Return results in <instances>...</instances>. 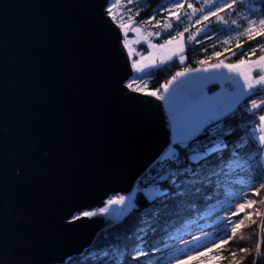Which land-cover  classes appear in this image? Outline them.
<instances>
[{"label":"water","instance_id":"1","mask_svg":"<svg viewBox=\"0 0 264 264\" xmlns=\"http://www.w3.org/2000/svg\"><path fill=\"white\" fill-rule=\"evenodd\" d=\"M109 0H0V264H64L172 136L133 69Z\"/></svg>","mask_w":264,"mask_h":264},{"label":"snow or ice","instance_id":"2","mask_svg":"<svg viewBox=\"0 0 264 264\" xmlns=\"http://www.w3.org/2000/svg\"><path fill=\"white\" fill-rule=\"evenodd\" d=\"M112 4L113 0H109ZM169 3L183 8L184 5L181 0H169ZM236 0H209V3L205 6L207 11L204 9H194L192 16L196 15V12L201 13V18L204 22L202 28L196 29V35L207 34L210 29V24L213 21L211 17L215 18L216 24H222L228 31L232 29L229 27V22L225 20L224 16L221 15L225 9H232ZM260 4L264 5V0H260ZM189 9H193V4L187 5ZM215 9V10H213ZM109 15H114L112 9H108ZM249 12H256V7L249 8ZM188 16V13H184ZM169 16H174L176 21L180 20V15L174 12H169ZM201 18L195 20L196 24L201 23ZM150 18L149 22H151ZM257 24L259 30H257ZM231 25H237L236 20L231 21ZM159 26V22H157ZM164 32L157 31L154 33L155 37H162L163 35H170V39L164 40V44L171 45L174 41H177V35L171 34L169 30L173 28L172 23L163 25ZM189 29L185 27L182 31L177 34L181 38L177 41L178 46L182 43L184 35ZM246 33L248 39H255L256 37H264V15L257 19H249L247 21V27L244 28L241 34ZM127 35V34H125ZM189 41L195 40L196 37L190 35ZM140 43V42H137ZM199 43V41H197ZM227 43V41H225ZM164 44L158 45L163 48ZM152 47H157L153 44ZM242 46L238 43L237 48ZM257 47H264L257 45ZM183 51V49H181ZM225 52H231V56H235L236 52L231 51L228 48L224 49ZM256 49L253 48L247 56L251 57L255 54ZM216 57L222 55L221 52L213 53ZM134 55V54H133ZM177 58L180 63L185 60L184 55L177 53L173 54V57H168L171 60ZM211 59V57H209ZM200 64H205V60L201 59ZM161 64L165 61H160ZM241 66H245L250 70L256 71V77H252L251 72L241 71ZM156 67L155 62L152 65H145L143 68H137L133 80H143L146 76L151 74L152 69ZM220 69L227 70L228 76H224V73L219 72ZM192 71H203L214 73L213 76L203 77L201 79H217L224 78L232 80L235 87L229 94V99L225 102H215L204 97L200 94L199 108L194 113L189 114L184 118H177L173 115L174 131L170 138L168 149L162 154V157L157 158V167L149 171L148 176L143 180L138 181L139 187L137 188V198L139 195H143L147 207L140 209L136 199L132 198L129 194L127 196H118L107 201V207L100 209V212H84L81 215L86 217H95L103 213H107L113 205H121L122 214L115 219L106 221L105 229L98 234L97 241L99 243L100 238L104 240L109 239V229H118L120 225L127 219V217L133 213L139 216L140 225L132 236L127 239L134 242V248L130 259L137 261L140 257H146L148 253L144 251L147 245L146 238L149 234H154L156 229L153 225L158 222L162 216L176 215L179 216L182 210L200 213V202H203L205 208L209 209V215L211 213L224 211L228 213L226 216L216 215L213 222V235L220 239L219 243L215 242V239H210L208 235L203 237L204 240L214 244L217 249H224L229 243V240H225L223 236H229V239L235 237L236 232L243 226V218L239 220H233L232 217L239 216L240 213L245 211V208H252L253 204L240 203L239 207L232 211L235 207V203L239 199H244L247 195L246 191L241 193L233 194L227 191L228 188L233 184H244L243 179L235 178L244 173L252 174L254 171L259 170L261 176L264 177V128L257 129L254 125L244 131L251 132V139L254 140L258 149V154L253 156L250 153L244 151L246 147V140L243 136L235 144L229 159L232 161L231 165L225 169L219 171L211 170V166L207 163L209 158L214 154H221L227 150L229 145L226 142V137L234 132L233 126L228 124V121L235 119L240 111L238 105L240 97L243 95L254 96L261 90H264V55H261L256 60H245L242 58L238 63H225L224 59H220L218 63L209 64L207 67L202 69H188V72ZM188 72L180 71L177 72L171 80L163 85V91L167 93L169 91V85L176 81L180 77H184ZM234 76V79H233ZM131 88L132 85L129 84ZM143 91V89H138ZM144 94L158 96L160 99H164V96L159 93V90L148 91ZM258 109H264V100L259 103L253 99L250 107H245L244 111L250 115ZM258 122L264 123V115L258 117ZM238 127V126H237ZM200 135L206 137V142H201L197 139ZM181 152L184 155H181ZM168 184L169 187H164ZM254 182L251 184H245V189L254 187ZM264 188V185H261ZM208 189H212L211 192ZM224 189L227 192L226 199L221 201L219 199L220 190ZM257 191V195H258ZM199 198V199H197ZM215 203H212L213 201ZM248 218L251 219L252 213L249 212ZM256 215H264L259 212ZM79 219L80 216L75 217ZM255 223V221H253ZM173 237H168L172 239ZM179 239V237H175ZM200 238H196L191 244H185L184 247L188 250H196V241ZM168 247L167 243L164 244ZM159 249L153 247L152 251H158ZM119 249L114 244H107L106 246L98 247L87 253L88 260L84 264H116V254ZM181 254H184L183 249L179 250ZM212 249H208L211 252ZM240 251L248 252L247 248H241ZM257 252H260V245L257 244ZM207 252L199 253L200 256L207 255ZM235 257L236 253H230ZM215 258V257H214ZM196 259V257H188V260ZM182 264H187V261H183ZM239 264V262H237Z\"/></svg>","mask_w":264,"mask_h":264},{"label":"trees","instance_id":"3","mask_svg":"<svg viewBox=\"0 0 264 264\" xmlns=\"http://www.w3.org/2000/svg\"><path fill=\"white\" fill-rule=\"evenodd\" d=\"M231 2V0H229ZM184 7L179 8L178 6L169 3V0H113V3L108 5V8L112 7L114 15H110L113 21L123 27L129 23H133L134 26L140 29L144 36H148L151 42L161 45L164 44V40L170 39V35H163L162 37H155L154 33L157 31L164 32L163 25L167 23H172L173 28L169 30L171 34L177 35V40L181 39L178 36V32L182 31L185 27L189 29L185 33L183 38L184 51L180 55H184L186 58L183 63H180L177 58L171 60H166L163 64H158L157 67L153 68L151 74L146 76L143 80H131L136 86V89H143V92L156 91L163 94V85L167 83L171 78L180 71H188V69H197L207 67L209 64L218 63L220 59H224L225 63H238L242 58L245 60L257 59L259 56L264 55V47H257V45L264 46V37H256L255 39H248L246 33L241 34L240 32L234 31L232 34H228V30L222 24H216L215 18L211 17L210 20L213 23L210 24V29L207 34L196 35V29L202 28L204 22L201 18V13L196 12L195 16H192L194 9H204L207 11L206 5L209 0H181ZM193 4V9H189L187 5ZM256 7V12H249V8ZM215 10V9H213ZM169 12H174L180 15V20L176 21L174 16H169ZM187 12L188 16L184 13ZM221 15L224 16L225 20L229 22V27L234 29L246 28L247 21L250 18H259L264 15V5L260 4V0H236L232 9H225ZM150 18L151 22H149ZM201 18V23L196 24L195 20ZM236 20L237 25H231V21ZM159 22V26H157ZM257 30H259V25L257 24ZM192 35L196 39L189 41L188 37ZM230 35V38L224 36ZM199 41V43H197ZM227 41V43H225ZM242 47L237 48V44ZM228 48L231 51L236 52L235 56H231V52H225L224 49ZM253 48L256 49L255 54L251 57L247 56L248 53ZM139 50L141 52H147L148 47L145 44H139ZM221 52L222 55L218 58L213 53ZM211 57V59H209ZM205 60V64H200V60ZM141 91V90H139ZM158 97V96H156ZM159 98V97H158ZM255 99L258 103L263 98H260L258 94L254 96L247 97L238 107L240 109L237 117L228 121V124L233 126L234 132L226 137V142L229 145L227 150L223 151L221 154H214L209 158L207 162L211 166V170L219 171L230 166L232 161L229 156L241 136L246 140L245 152L256 156L260 149L257 148L253 139H251V132L244 131V129H249L251 126H255L257 129L260 128V122H258V117L264 114V109H258L253 114H249L244 111L245 107H250L251 101ZM238 126V127H237ZM197 139L201 142H206V137L200 135ZM183 156L184 153L181 152ZM157 159L151 163L147 171L138 179L143 180L148 176L151 169L157 167ZM235 178L243 179L244 184H233L227 191L233 194L241 193L243 191L249 192L252 188L245 189V184L257 185L264 177L261 176L259 170L254 171L252 174L244 173ZM164 187H169L165 184ZM209 192L212 189H208ZM227 192L224 189L220 190L219 199L221 201L226 199ZM140 209H145L147 207L146 200L141 194L137 198ZM199 199V198H197ZM214 200L212 203H215ZM252 213L251 219L248 218V213ZM259 212L264 214V204L254 206V208H248L246 211L240 213L236 218L239 220L243 218V226L237 230L234 238L229 239V243L224 246V249L213 248L211 252H207V255L197 256L187 264H264V215H256ZM209 209L205 208L203 202H200V213L196 214L194 212H189L187 210H182L179 216L168 215L162 216L161 219L156 222L153 227L156 229L154 234H149L146 238L147 245L144 251L148 253L146 257L142 256L137 261H132L130 256L134 248V242L127 239V237L132 236L136 229L141 226L139 216L133 213L127 217L126 220L120 225L118 229H109V239L104 240L102 237L98 243L97 237L106 227L104 224L96 234L92 245L81 252L80 254L71 256L64 264H84L88 260L87 253L101 246H106L107 244H114L116 248L119 249L116 254V264H164L171 260L175 252L178 250L176 246L177 239L179 235L187 229L188 225L193 221L207 215ZM255 221V223H253ZM168 237H173L168 239ZM167 243L168 247L164 244ZM257 244L260 245V252L256 251ZM153 247L158 248V251L153 252ZM241 248H247L248 252L240 251ZM236 253L233 257L230 253ZM215 257V258H214ZM179 264H182L180 262Z\"/></svg>","mask_w":264,"mask_h":264},{"label":"rangeland","instance_id":"4","mask_svg":"<svg viewBox=\"0 0 264 264\" xmlns=\"http://www.w3.org/2000/svg\"><path fill=\"white\" fill-rule=\"evenodd\" d=\"M111 9H112V7H111ZM113 12L114 11H112V13ZM250 19H255V18L252 17ZM122 29H123V33H124V44L127 48L129 56H130L131 65H132L134 75H137V72H136L137 68H143L145 65H152L154 62H155L156 67H157L158 64H161L160 61H162L164 59L168 60L167 58L173 57L174 53H177L180 55L184 51V43L182 41V43L178 46L177 41L181 40V39H178L177 41H174L171 45L164 44V47L162 48L164 58H163L162 54L159 55L158 52L154 49L156 47H153L151 50H148L147 52L143 53L139 50V44L147 45V43L151 42V39L148 36H144L143 32L140 29L136 28L133 23H129V24L123 26ZM231 29H232L231 31H228V34H230V35L232 34L231 32H234V31L240 32L244 28L234 29V27H232ZM125 34H127V35H125ZM230 35H226L224 37L230 38ZM137 42H140V43H137ZM156 45L158 48H161L158 46V44H156ZM181 49H183V51H181ZM161 57H162V59H161ZM185 72H187V71H185ZM178 82L185 83V82H187V79H184L182 77H180V79L178 78V80L174 81L171 85H169V91L167 93H165L163 91V94H162L164 96V99H162V100L168 109L169 118L171 119L172 133L174 131L172 110H171V108L168 107L167 102L172 106L171 100H174L173 94L175 91V86L178 84ZM133 83L134 82L131 80L132 87L136 89V86ZM142 93H145V92H142ZM195 107H196V104H193V105L189 104V105H185L183 110L187 112V115H189L191 113H194L199 106H197L196 108ZM166 149H168V147ZM165 151H164V153H165ZM138 181L139 180H137L133 189L129 193L112 195L111 197H109L107 199V201L109 199H112V198H115L118 196H127L129 194L132 196V198L135 199L136 193H137V188L139 187ZM261 185H264V179H262L257 185L252 187L249 190V192H247V195L244 197V199L237 200L235 203V207L232 209V211H235L239 207L240 203H245L246 201L248 203L253 204L252 208H254V206H257V205H260V207H261L264 204V188H261ZM257 191L259 193L258 195H257ZM107 201H106L105 205L102 206L101 208L107 207ZM101 208L83 211L81 213L76 214L75 217H77V216L82 217L81 214L84 212H97V213H99ZM120 208H121V205H113L112 208L109 209V211L107 213H103V219L104 220H106V219L112 220V219H115L116 217H118L119 215H121L122 211H127L126 208L123 210H121ZM247 209L248 208L246 207L245 211ZM227 214L228 213H225L224 211H219L218 213L213 212V213H211V215H209V213H208L207 215H205V216L193 221L192 223H190L188 225L187 229L185 230V232L181 233L179 235V239H177V241H176V246L178 247V250L175 252L174 257L164 264H179L180 262H183V261L190 262L193 259L188 260V257H197V256H200L199 253L208 252V249H213L215 247L214 244L209 242V241L204 240L203 237L205 235H208L210 239H215V242L219 243L220 239H217L213 235L214 217L216 215L226 216ZM84 217H86V216H84ZM88 218H94V217H88ZM232 219L238 220L236 218V216L232 217ZM198 237L200 239L198 241H196V250L190 251L184 247L185 244L193 243V241H195L196 238H198ZM222 238L225 240H229V236H223ZM180 249H183L184 254H181V252L179 251Z\"/></svg>","mask_w":264,"mask_h":264},{"label":"crops","instance_id":"5","mask_svg":"<svg viewBox=\"0 0 264 264\" xmlns=\"http://www.w3.org/2000/svg\"><path fill=\"white\" fill-rule=\"evenodd\" d=\"M153 44H154L153 42L147 43L148 50H151L153 48L152 47ZM154 49L158 52L159 55L162 54L164 58L162 48L156 47ZM162 61L166 62L165 59ZM241 71L251 72L252 77H256V71L250 70L245 66H241ZM219 72L224 73V76L229 75L227 73V70L225 69H220ZM213 75L214 73L212 71L209 72L192 71V72H188L186 76L182 77L184 79H187V82L185 83L178 82V84L175 86V91L173 94L174 100H171L172 106L167 102L168 107L171 108L172 110V118L174 114L177 116L178 119L188 116L187 112L183 110L184 106L189 104L191 105L196 104V107L199 106V98H201L200 97L201 93L203 94L204 97H207L209 100H213L215 102H225L229 99V94L232 92L233 87H235L232 80L224 79V78L201 79L203 77H210ZM247 97L249 96L247 95L241 96L239 100V105ZM198 108L196 109V111L198 110ZM260 128H264V123H260Z\"/></svg>","mask_w":264,"mask_h":264},{"label":"built area","instance_id":"6","mask_svg":"<svg viewBox=\"0 0 264 264\" xmlns=\"http://www.w3.org/2000/svg\"><path fill=\"white\" fill-rule=\"evenodd\" d=\"M109 9V8H108ZM129 84H131V79L126 83V86H127V88L129 89V90H135V91H139V90H137V89H135V88H130L129 87ZM140 92H143V91H140ZM259 96H260V98H264V90H261L260 92H258L257 93Z\"/></svg>","mask_w":264,"mask_h":264}]
</instances>
